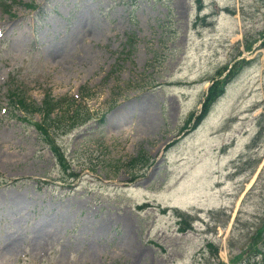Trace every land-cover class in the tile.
<instances>
[{"label":"rangeland","instance_id":"rangeland-1","mask_svg":"<svg viewBox=\"0 0 264 264\" xmlns=\"http://www.w3.org/2000/svg\"><path fill=\"white\" fill-rule=\"evenodd\" d=\"M262 239L264 0H0V264H264Z\"/></svg>","mask_w":264,"mask_h":264},{"label":"trees","instance_id":"trees-1","mask_svg":"<svg viewBox=\"0 0 264 264\" xmlns=\"http://www.w3.org/2000/svg\"><path fill=\"white\" fill-rule=\"evenodd\" d=\"M225 69V68H224ZM234 71H232V72H227L228 74H226L225 75V77L223 78L224 80H223V82H224V86H226V84L229 82L230 83V81L236 76V73H233ZM224 88L222 89V91H221V93H223L224 92ZM18 94H15V92H13L12 93V97H14V98H16V96H17ZM223 95V94H222ZM72 99V100H71ZM70 99V102H69V106L70 107H74V105L77 103V101H78V99H79V96H77V97H75V98H71ZM48 101H50L49 103H47V114H48V116H49V119L51 118V115H53L54 114V111H56V110H59V107H62V103H60V102H57V101H53V100H48ZM24 102H22V104H23ZM22 104H21V106H22ZM28 105V104H27ZM23 107L25 108V109H27V106H25L24 104H23ZM29 107H31V106H29ZM28 107V108H29ZM76 112H74V114H73V116H72V122L73 123H78V124H81L82 122H83V117H78V109L76 108V110H75ZM44 115H46L45 113H44ZM43 115V116H44ZM48 127L51 129V123L48 125ZM140 156V155H139ZM139 159H141V156L139 157ZM262 248H263V250L259 253V254H261L260 256V258H262V261L261 262H263L264 263V239H262ZM251 257V256H250ZM255 257V256H254ZM254 257H251V259L253 260L254 259ZM254 264H256L255 262H253ZM242 264H252L251 263V261H250V259H249V257H247L246 259H245V261H243L242 262Z\"/></svg>","mask_w":264,"mask_h":264},{"label":"bare ground","instance_id":"bare-ground-1","mask_svg":"<svg viewBox=\"0 0 264 264\" xmlns=\"http://www.w3.org/2000/svg\"><path fill=\"white\" fill-rule=\"evenodd\" d=\"M57 236H58V231L56 229H52L49 232L44 231L41 235H39L37 241H40L42 246H46L50 242V240H52L53 238H55ZM19 239H20L19 236H17L14 239V242H15L14 246L7 247L6 251H3V253H5V254L13 253L15 251V248H16L15 246H17V244H19Z\"/></svg>","mask_w":264,"mask_h":264}]
</instances>
